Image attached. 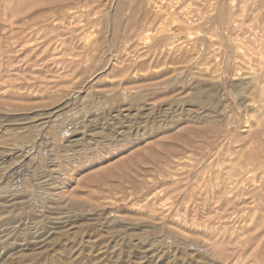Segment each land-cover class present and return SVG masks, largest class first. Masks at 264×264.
Masks as SVG:
<instances>
[{"label":"rangeland","instance_id":"374dc122","mask_svg":"<svg viewBox=\"0 0 264 264\" xmlns=\"http://www.w3.org/2000/svg\"><path fill=\"white\" fill-rule=\"evenodd\" d=\"M0 264H264V0H0Z\"/></svg>","mask_w":264,"mask_h":264},{"label":"bare ground","instance_id":"6f19581e","mask_svg":"<svg viewBox=\"0 0 264 264\" xmlns=\"http://www.w3.org/2000/svg\"><path fill=\"white\" fill-rule=\"evenodd\" d=\"M196 45V44H195ZM173 46V45H172ZM235 48H236V50L239 52V53H242V55H244L245 56V54H244V49L242 48V47H240L237 43H235ZM168 47H169V45H168ZM201 49V48H200ZM213 51V50H212ZM250 51H251V53H250ZM214 52V51H213ZM216 53H217V51H215ZM248 52L250 53V54H252V55H256V53L254 52V51H252L251 49H248ZM200 55V54H199ZM238 65H240V67L239 68H237V70H235L236 71V73H235V75H240V73H242V71H243V66H244V64L242 63V64H238ZM245 68V67H244ZM251 82L249 81V82H247L246 84H244V85H246V86H248L249 84H250ZM243 91H244V89L243 88H240L239 90H238V92H240V93H243ZM124 94V93H123ZM245 102V101H244ZM242 105H244V103L242 104ZM238 110V109H237ZM245 113V112H244ZM213 116V115H212ZM246 116V115H245ZM244 116V117H245ZM193 119H198V120H204L205 118H204V116L202 117V115H199V116H196V117H193ZM213 119H214V116H213ZM215 119H219L217 116H216V118ZM245 119V118H244ZM218 121H220V120H218ZM248 128V127H247ZM212 134V133H211ZM211 138H207V139H205L204 140V142H203V144L202 145H208L209 143H210V140ZM190 144H191V147L189 148V149H193V147H194V145H193V143L192 142H190V141H188ZM187 151H189V150H187ZM228 152V151H227ZM188 154H189V152H188ZM190 155V154H189ZM232 156V155H231ZM184 158V157H183ZM176 159H178V158H176ZM179 160V159H178ZM183 160V159H182ZM247 161H249V162H245V161H242V162H239V163H235V161H231V160H228V162H227V164H226V167H225V169L228 171L227 172V177H225V179L224 180H226V181H228L229 182V184H231L232 186H235V184H237L238 182H239V180L240 179H242V177L240 178V176H238V174H241L243 177H245V176H247L250 172L252 173V170H253V166H254V163H255V159L254 158H250V159H247ZM179 165V164H178ZM224 169V170H225ZM238 172V171H240V172H238V173H233V172ZM250 175V174H249ZM248 175V177L247 178H249L250 176ZM216 178H218L217 176H216ZM219 178H221V177H219ZM246 180H248V179H246ZM242 181V180H241ZM249 182V181H248ZM242 184V183H241Z\"/></svg>","mask_w":264,"mask_h":264}]
</instances>
